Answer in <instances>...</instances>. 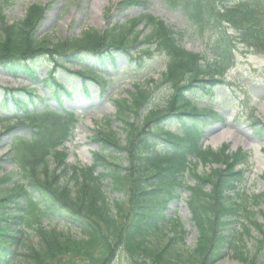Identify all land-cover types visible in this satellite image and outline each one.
<instances>
[{"label": "trees", "instance_id": "1", "mask_svg": "<svg viewBox=\"0 0 264 264\" xmlns=\"http://www.w3.org/2000/svg\"><path fill=\"white\" fill-rule=\"evenodd\" d=\"M162 1L181 13L206 42L212 33L227 32L231 26L240 32V43L264 54L262 3ZM148 3L120 0L117 7L134 9ZM6 4L0 0V71L23 76L48 93L40 97L35 88L0 87V108L21 127L7 157L13 169L0 173V227L9 230L0 232V264H113L120 252L127 264H213L225 256L256 264L262 242L256 251L247 240L253 230H262L257 214H264L255 208L264 195L242 190L247 152L230 151L227 143L217 150L203 147L204 124L220 116L209 103H197L201 93L211 95L223 82L235 46L228 42L227 51V41L219 39L213 42L212 57L189 51L182 45V30L147 12L53 40L39 32L45 5L32 3L19 20L10 22L2 12ZM116 50L128 57L129 67L144 72L145 56L157 51L166 58L165 70L158 79L137 80L125 95L112 98L115 112L90 136L98 145L91 165L66 163L62 144L71 137L78 116L58 101L60 92L69 94L56 71L65 70L81 83L90 80L103 93L111 80L102 72L105 60L123 71L114 61ZM82 55L101 69L81 63ZM65 64L80 69L66 70ZM41 68L44 77L39 76ZM82 90L87 91L84 86ZM50 98L59 102L57 107L42 105ZM113 122H119L117 129ZM256 122L254 132L264 135V122ZM13 128L6 127L2 134ZM199 163L210 165L208 173L198 171ZM183 190L190 193V222L198 233L190 248L185 247L180 217L167 214L168 202L180 198ZM56 215L64 218L66 230L52 224ZM73 227L81 238L72 234Z\"/></svg>", "mask_w": 264, "mask_h": 264}, {"label": "rangeland", "instance_id": "2", "mask_svg": "<svg viewBox=\"0 0 264 264\" xmlns=\"http://www.w3.org/2000/svg\"><path fill=\"white\" fill-rule=\"evenodd\" d=\"M231 1L226 0V2ZM245 1L257 3L259 6L260 3L264 5V0ZM115 2L116 0H7L2 12L7 21L12 22L19 20L25 8L30 4H48L39 32L55 40L66 36H75L86 28L100 29L111 22H123L128 18L129 14L136 15L139 12L147 11L162 19L174 29L182 30L185 47L189 50L203 53L206 57L214 55L215 49L212 45L213 42L219 39L227 41L224 45L227 51H229L228 42L230 43L229 46L234 45L235 48L231 53L233 62L225 73L224 83L218 84L211 95L209 93L200 94L202 96L198 103H209L223 117V120L215 119L212 123L206 124L203 142L206 146L214 147V149L219 148L222 143H228L231 150L241 147L242 150L248 151L247 163L249 167L246 169L245 175L248 176L249 181L246 192L249 193L251 191L255 194L264 195V177H261L262 175L264 176V135H257L252 129L255 125L250 123L253 119L251 115L264 120V54L257 53L245 44L240 43L238 41L240 32H236L231 26H227V32L212 33L211 38H209L210 42H206L207 39L204 36L193 32V29L188 26V21L181 13L167 9L162 0H149V4L146 7L130 10H121L115 6L113 7ZM108 10L109 12H107ZM147 57L151 59H146L145 64L151 68L146 71L144 76L159 77L166 58L156 52L145 56V58ZM115 61L117 62V68L120 69L122 67L124 71L120 73L110 65L106 72L103 71L104 75L106 73L109 74L108 76L113 75L115 77L106 87L105 93L101 94L96 87L88 82L86 84L89 90L88 96L80 94L79 88L70 89L73 90L71 93L74 101L66 100L61 95V98L65 99L63 104L68 109L79 110L80 122L75 129L73 137L66 143L69 155H72L68 159L71 163L78 162L81 165H85L94 161L92 152L98 148V145L91 141L90 136L93 130L97 129L98 125H102L104 118L114 113L115 107L112 103V98L124 94V90L129 88V82L134 81L138 71H140L139 68L135 70V68L128 67L125 56L119 53H115ZM69 69L76 70L77 66L69 67ZM40 75H43V70L40 71ZM66 75L74 76L69 73ZM25 83L0 73V86H15ZM65 85L69 86L70 84L65 80ZM156 101L160 102V97H157ZM46 104L57 105L52 99L48 100ZM3 114L0 111V116H4ZM8 126H14L11 133L8 135L1 134ZM112 126L117 129L119 124L113 122ZM19 130L20 125L14 119H0V156L7 153L10 137L18 133ZM0 164L2 165V170H11V165L5 159V156L4 161L0 162ZM209 166L207 164L203 168L198 166V169L200 167L201 171L204 170V172L208 173ZM211 166L219 165L213 163ZM205 189L208 190V186ZM260 202L257 208L264 214V197ZM169 205L172 210L177 211L184 223L186 230L185 247H193L197 240V230L189 222L190 218L186 206L182 203V200L173 201ZM258 220L264 225V220L261 217ZM52 224L58 229L64 230L66 228L60 218H55ZM71 231L76 237H80L78 230L72 228ZM0 232L5 234L9 230L6 231L5 225H3L0 227ZM259 238L260 232L253 230L247 240L248 246L256 245L255 240ZM34 240L36 241L35 238ZM222 260L237 264L236 260L231 257H225ZM114 264L127 263L125 258L117 256ZM259 264H264V256L259 259Z\"/></svg>", "mask_w": 264, "mask_h": 264}, {"label": "bare ground", "instance_id": "3", "mask_svg": "<svg viewBox=\"0 0 264 264\" xmlns=\"http://www.w3.org/2000/svg\"><path fill=\"white\" fill-rule=\"evenodd\" d=\"M218 264H232V263L229 262V261H227V260H225V261H221V262H219Z\"/></svg>", "mask_w": 264, "mask_h": 264}]
</instances>
